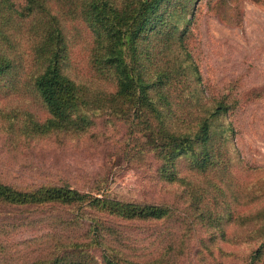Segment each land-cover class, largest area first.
<instances>
[{
    "label": "trees",
    "instance_id": "obj_1",
    "mask_svg": "<svg viewBox=\"0 0 264 264\" xmlns=\"http://www.w3.org/2000/svg\"><path fill=\"white\" fill-rule=\"evenodd\" d=\"M201 1L0 0V96L28 102L0 101L5 147L64 145L91 137L99 123L120 124V160L174 189L171 201H135L109 191L103 177L78 189L64 179L18 187L0 175V264H180L193 241L201 255L264 264V187L241 193L231 176L227 117L239 100L208 95L187 46ZM69 22L90 32L79 67ZM36 222L41 233L12 239ZM241 241L256 246L242 257L221 247Z\"/></svg>",
    "mask_w": 264,
    "mask_h": 264
},
{
    "label": "rangeland",
    "instance_id": "obj_2",
    "mask_svg": "<svg viewBox=\"0 0 264 264\" xmlns=\"http://www.w3.org/2000/svg\"><path fill=\"white\" fill-rule=\"evenodd\" d=\"M13 1L17 5L23 3V0ZM206 1L202 0L197 9L187 46L208 95L230 93L232 98L239 100L237 108L227 117L234 148V152H229L233 164L231 176L239 192L256 193L259 187H264V5L253 0H209L213 8H208ZM67 27L70 34L78 30L79 42L72 49V60L74 65L82 66L86 59L83 48L90 42V32L79 22H69ZM6 95L0 96V101L5 105H28V102L16 96ZM32 110L39 113L37 115L40 118L46 117V113L34 105ZM122 133V125L102 122L87 139L71 140L64 145L40 143L19 153L10 152L0 134V175L18 187L43 180L64 179L78 189H88L94 179L103 177L107 178L108 190L123 198L150 202L171 201L173 186L161 185L149 172L126 164L116 155L117 140ZM139 137L145 139L144 135ZM168 137L172 138L171 135ZM157 142L153 140L152 144ZM256 200L241 207L240 212L246 213L253 206L256 207ZM27 216L41 219L47 214L45 211L36 214L30 211ZM6 223L17 224L20 221L7 218ZM32 225L33 228L29 230L22 228L12 239L30 238L43 231L41 222ZM150 227V224H146L141 230L147 228L150 231ZM125 230L133 238L136 237L135 230L131 231L129 227ZM255 246L242 241L221 244L224 250L232 251L240 257L248 254ZM189 247L191 255L180 264L238 262V259L215 253L213 256L198 254L196 250L199 247L194 241Z\"/></svg>",
    "mask_w": 264,
    "mask_h": 264
}]
</instances>
